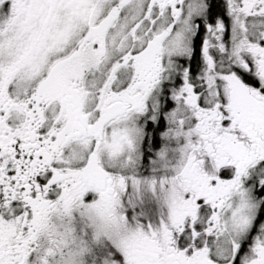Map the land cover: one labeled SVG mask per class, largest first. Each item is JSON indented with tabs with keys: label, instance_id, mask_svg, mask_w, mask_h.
I'll return each mask as SVG.
<instances>
[{
	"label": "snow or ice",
	"instance_id": "6c2138e0",
	"mask_svg": "<svg viewBox=\"0 0 264 264\" xmlns=\"http://www.w3.org/2000/svg\"><path fill=\"white\" fill-rule=\"evenodd\" d=\"M0 264H264V0H0Z\"/></svg>",
	"mask_w": 264,
	"mask_h": 264
}]
</instances>
